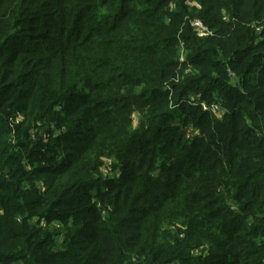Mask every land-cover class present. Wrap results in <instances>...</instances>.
<instances>
[{"label": "trees", "instance_id": "trees-1", "mask_svg": "<svg viewBox=\"0 0 264 264\" xmlns=\"http://www.w3.org/2000/svg\"><path fill=\"white\" fill-rule=\"evenodd\" d=\"M0 264H264V0H0Z\"/></svg>", "mask_w": 264, "mask_h": 264}, {"label": "built area", "instance_id": "built-area-1", "mask_svg": "<svg viewBox=\"0 0 264 264\" xmlns=\"http://www.w3.org/2000/svg\"><path fill=\"white\" fill-rule=\"evenodd\" d=\"M191 26H192L193 30L195 31L196 35L199 37H204V36H207L208 34H210L208 29L205 27V25L198 19L192 20ZM181 49H182V47H181ZM183 58H184L183 50H181L180 54H179V60L182 61ZM200 105H201L203 110H210L216 114L220 113L218 106L215 104L206 105V103H201Z\"/></svg>", "mask_w": 264, "mask_h": 264}, {"label": "rangeland", "instance_id": "rangeland-1", "mask_svg": "<svg viewBox=\"0 0 264 264\" xmlns=\"http://www.w3.org/2000/svg\"><path fill=\"white\" fill-rule=\"evenodd\" d=\"M217 116H220V113H218ZM109 162H110V161H107V162H106L107 164H106L105 166H102V167H101V173H102V176H103V177L110 175V171H109Z\"/></svg>", "mask_w": 264, "mask_h": 264}]
</instances>
